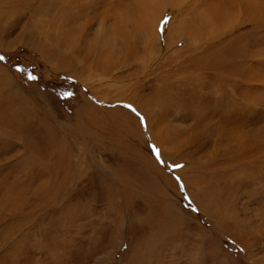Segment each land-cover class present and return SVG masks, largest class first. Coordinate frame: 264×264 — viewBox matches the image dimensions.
Listing matches in <instances>:
<instances>
[{
  "label": "rangeland",
  "instance_id": "374dc122",
  "mask_svg": "<svg viewBox=\"0 0 264 264\" xmlns=\"http://www.w3.org/2000/svg\"><path fill=\"white\" fill-rule=\"evenodd\" d=\"M12 1L0 264H264V0Z\"/></svg>",
  "mask_w": 264,
  "mask_h": 264
},
{
  "label": "bare ground",
  "instance_id": "6f19581e",
  "mask_svg": "<svg viewBox=\"0 0 264 264\" xmlns=\"http://www.w3.org/2000/svg\"><path fill=\"white\" fill-rule=\"evenodd\" d=\"M168 1L169 0H134V3H135V7H136V9H138V10H140V11H142L143 12V15H142V17L140 18V20L139 21H141L142 23H146L147 21H148V18H149V16H150V14H156V13H159V11H160V8H161V4L162 3H168ZM171 1H173V0H171ZM176 1V0H175ZM174 1V2H175ZM177 2V1H176ZM179 2V1H178ZM3 3V2H2ZM17 1L16 0H14V1H12L11 2V4H12V8L15 6V5H17ZM170 3V2H169ZM237 5V4H236ZM2 7V6H1ZM7 7V6H6ZM9 7V6H8ZM243 7V6H242ZM2 9V8H1ZM11 9V8H10ZM217 9V8H216ZM219 12V11H218ZM7 14H8V12H7ZM0 15H2V17L3 16H5V18H7V16L9 15H6V14H4V11L3 12H1L0 11ZM144 19V20H143ZM65 57V56H64ZM64 57H62V58H64ZM65 61V60H64ZM67 63V62H66ZM167 86V85H166ZM161 89H163V88H161ZM180 93H181V91H180ZM157 94V93H156ZM174 96V95H173ZM11 102V101H10ZM13 102V101H12ZM17 104V103H16ZM11 111H13V110H11ZM14 113H15V111H14ZM13 112H12V114H13V116H14V118L15 117H17L18 115H19V117H20V114H18V112L17 113H15L14 114ZM10 116V115H9ZM146 116V115H145ZM9 118V117H8ZM18 118V117H17ZM147 118V117H146ZM15 120V119H14ZM16 121V120H15ZM19 121V120H18ZM17 121V122H18ZM20 121H21V118H20ZM253 133V132H252ZM256 133V132H255ZM258 133V132H257ZM244 137V136H243ZM251 138V137H250ZM258 138V137H257ZM249 139V138H248ZM244 140V142H243V144H244V146H245V139H243ZM250 140H252V139H249V141ZM248 141V142H249ZM256 142V141H255ZM254 142V143H255ZM261 142V141H260ZM240 143V142H239ZM233 143L234 144V146L231 148V149H229L231 152H233V155L234 156H236V155H238V154H240V153H244V152H239L241 149H244L245 147L243 146V144L242 143ZM258 143V142H257ZM250 144V143H249ZM252 144V143H251ZM256 144V143H255ZM254 144V146L253 147H251V148H256V145ZM260 144V143H259ZM264 143H262L261 145H263ZM253 145V144H252ZM261 145H259V146H261ZM229 147V146H228ZM247 147V146H246ZM250 148V147H249ZM228 149V148H227ZM259 149V148H258ZM261 149V148H260ZM252 150V149H251ZM251 150L249 151V152H251ZM244 151V150H243ZM245 151H247V150H245ZM256 151H258V150H256ZM224 152L225 151H223V155H224ZM252 152H254V151H252ZM251 152V153H252ZM246 153H248V152H246ZM244 155H246V154H244ZM248 156V155H247ZM250 156V155H249ZM45 158V157H44ZM246 158V157H245ZM229 159V158H228ZM238 159H235V158H233V159H229V160H225L224 162H238L237 161ZM45 161V160H44ZM223 162V161H222ZM240 163H242V162H240ZM244 163V162H243ZM237 164V163H236ZM247 164V163H246ZM153 167V166H152ZM151 167V168H152ZM157 167V166H156ZM49 168V167H48ZM154 169H155V167H154ZM154 171V170H153ZM236 172V171H235ZM212 193V192H211ZM199 196H201V198H203V199H206V197L209 195L208 194V192H207V190H206V186L205 187H201L200 188V191H199V194H198ZM208 200V199H207Z\"/></svg>",
  "mask_w": 264,
  "mask_h": 264
},
{
  "label": "snow or ice",
  "instance_id": "6c2138e0",
  "mask_svg": "<svg viewBox=\"0 0 264 264\" xmlns=\"http://www.w3.org/2000/svg\"><path fill=\"white\" fill-rule=\"evenodd\" d=\"M2 59H4V57L3 56H0V60H2ZM29 79H35V77L29 76ZM141 122L143 123V118L142 117H141Z\"/></svg>",
  "mask_w": 264,
  "mask_h": 264
}]
</instances>
